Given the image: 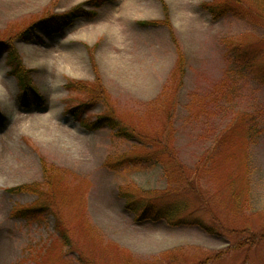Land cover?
<instances>
[{
  "label": "rangeland",
  "instance_id": "374dc122",
  "mask_svg": "<svg viewBox=\"0 0 264 264\" xmlns=\"http://www.w3.org/2000/svg\"><path fill=\"white\" fill-rule=\"evenodd\" d=\"M92 1L0 0V41L15 48L41 99L21 104L19 80L1 53L0 264H264V56L259 73L243 74L225 47L238 39L264 55V20L253 12L213 19L201 5L220 0ZM78 5L91 13L61 32L18 36ZM165 19L176 43L164 23H141ZM177 47L186 74L169 119ZM96 76L114 114L159 140L149 148L162 163L109 164L148 150L105 126L81 125L105 113L104 104L83 107L78 119L67 111L86 99L67 81ZM27 185L42 195L9 191ZM124 190L183 199L207 227L138 221ZM28 206L38 213H16Z\"/></svg>",
  "mask_w": 264,
  "mask_h": 264
},
{
  "label": "trees",
  "instance_id": "16d2710c",
  "mask_svg": "<svg viewBox=\"0 0 264 264\" xmlns=\"http://www.w3.org/2000/svg\"><path fill=\"white\" fill-rule=\"evenodd\" d=\"M93 6H99L100 4L97 2V0L92 1ZM203 9L211 16L213 19L223 17L224 14H232L237 15L238 17H244L246 16V13L253 12L255 14L259 15V18L264 20V0H220L216 3H202L201 5ZM91 12H87L81 8V6H74L69 11L62 13L61 15L52 14L48 15L41 21L32 22L31 25L25 29H23L18 36L21 37L23 40L28 41L31 38V35L36 36L37 38H40L39 35H36V31L43 32L47 36L53 35L52 33L61 32L65 27L71 25L74 23V20L78 19L79 17H83L84 15L90 14ZM142 24H152V25H160L165 24L168 25V19L160 20V21H143ZM170 33H171V39L176 43L177 40L175 39L173 35V30L169 27ZM41 42L42 39H39ZM225 47L228 49V54L230 55L231 62L230 66L232 69H235L236 71L243 72V74L248 72H255L259 73V65L260 60L262 58L261 55L262 49L258 48L255 49L256 46L254 45H247L243 44L241 40L238 39H225ZM15 48L11 46V44H6L4 42L0 41V54L4 51L8 52V55L5 57L6 61L9 64H12L11 71L15 73L16 79L19 80V90L20 94L18 96V100H20L21 104L24 106H28L32 103L30 101H33L35 103L41 102L40 96L38 94V90L35 89L34 86H32L30 79L26 75L25 72H23V68L20 66L19 57L16 55ZM177 56L175 59V64L173 71L175 74H173L175 79V85H176V94L175 97H172L171 104L172 108L171 111H169V119L173 109L175 108L176 100L178 91L184 86V77L186 74L185 71V65L186 60L184 53H182L179 48H176ZM264 75V73H263ZM173 78V77H172ZM66 87L69 88V90H79L86 94V99L81 100L79 99L77 102V105L68 108V112L72 115L74 119H78L83 111V107L87 106V110L91 103H101L104 104L106 107V112L99 114V116L96 117V120L92 122L91 124L86 123L84 121H81V125L87 129L89 128H100L102 126H105L106 128L110 129V131L113 132V134L118 138H124L130 141L136 142L139 146H141L143 149H146L148 151H145L144 154H123V156H116V159H112L109 161V164H113L115 166L126 164V166H139L142 168L151 167L152 165H156L159 163H162V160L159 159V155H157L156 152L151 151L149 146L158 143L159 140L154 138L150 139L143 134L142 132L137 130L134 126L127 125L124 120L120 119L114 114V111L112 108L108 105V97L105 95L103 87L100 85V77L96 76L95 80L90 83H83V82H73L72 80H68ZM29 97L32 99L30 100ZM194 99H191V102ZM85 109V110H86ZM3 115L0 112V124H3ZM244 117H240L239 121H244ZM246 124V123H244ZM167 129H172V123L171 125H167ZM249 129V128H248ZM227 129H224L219 131V135L216 137L213 145H216L222 137L223 133L226 132ZM249 134V133H248ZM247 134V135H248ZM154 146V145H153ZM210 150V149H209ZM171 152V150H170ZM207 156L209 154L207 153ZM111 158V157H110ZM164 173L167 174V170L164 166ZM46 171V168L43 169ZM53 176V178L49 179V186L52 185L54 181H56L57 177H55L54 172L52 174H49ZM53 186V185H52ZM39 186L36 185H27V186H16V188H10V192H18V191H30L34 192L36 196H41V191H39ZM121 197L124 200L125 206L128 210H130L131 213L136 215V219L138 221L144 222L147 220L150 221H158V220H164L167 223H170L172 225H197L200 227H203L206 229L207 225L203 221V217L198 215H194L193 213H187L188 209V203L187 201H184L183 199L179 200H168V201H161L159 199H155V197H146L143 195H137L136 193L124 190L120 191ZM37 207H19L17 209L16 213L21 214L22 217L28 218L29 216H33L34 213H38ZM135 219V220H136ZM56 228L58 229L59 235L61 236V239L67 240V235L63 231H60V228L57 224L56 220Z\"/></svg>",
  "mask_w": 264,
  "mask_h": 264
}]
</instances>
